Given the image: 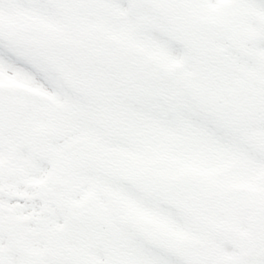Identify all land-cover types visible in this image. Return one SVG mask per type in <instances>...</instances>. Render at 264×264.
Segmentation results:
<instances>
[{"label": "snow or ice", "instance_id": "obj_1", "mask_svg": "<svg viewBox=\"0 0 264 264\" xmlns=\"http://www.w3.org/2000/svg\"><path fill=\"white\" fill-rule=\"evenodd\" d=\"M0 264H264V0H0Z\"/></svg>", "mask_w": 264, "mask_h": 264}]
</instances>
